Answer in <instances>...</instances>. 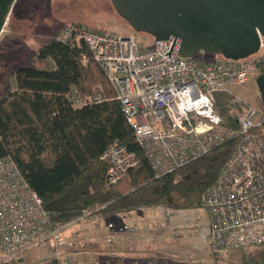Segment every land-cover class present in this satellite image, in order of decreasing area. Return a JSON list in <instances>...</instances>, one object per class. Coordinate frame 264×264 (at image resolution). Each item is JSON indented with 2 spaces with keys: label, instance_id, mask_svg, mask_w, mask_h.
Returning <instances> with one entry per match:
<instances>
[{
  "label": "built area",
  "instance_id": "2783aa9c",
  "mask_svg": "<svg viewBox=\"0 0 264 264\" xmlns=\"http://www.w3.org/2000/svg\"><path fill=\"white\" fill-rule=\"evenodd\" d=\"M56 38L90 48L157 176L237 139L233 154L203 194L201 205L217 246L241 249L264 245V114L233 92V88L264 75V41L260 51L247 58L206 63L195 57L180 58V40L173 45L174 37L144 47L132 35L97 32L71 22ZM104 99L100 93L79 95L73 90L70 104L82 107ZM219 102L232 118L234 104L245 105L243 113L234 117L236 128L223 117ZM102 159L108 162L107 188L139 165L136 154L118 143ZM47 237L57 242L59 229L52 227L40 197L13 159L1 158L0 264Z\"/></svg>",
  "mask_w": 264,
  "mask_h": 264
},
{
  "label": "trees",
  "instance_id": "16d2710c",
  "mask_svg": "<svg viewBox=\"0 0 264 264\" xmlns=\"http://www.w3.org/2000/svg\"><path fill=\"white\" fill-rule=\"evenodd\" d=\"M56 37L37 50V57L52 62V68L17 69L13 73L15 89L0 95V159H13L30 188L40 197L52 227L59 229L64 238L68 230L93 217L121 220V216L137 211L155 210L163 214L200 208L203 194L214 185L229 161L237 139L214 147L173 172L157 176L137 142L115 89L90 48L85 43L80 46L64 43ZM218 57L217 60L224 59ZM73 90L79 95L100 93L105 99L73 107L70 104ZM219 107L228 114L220 102ZM227 114L225 120H231V126L236 128V118ZM115 143L134 152L139 165L107 188L108 162L102 157ZM107 229L112 230L109 223ZM48 243L57 242L47 237L37 245ZM213 243L220 251L226 249ZM81 244L80 252L95 255L88 249L90 246L86 248L89 244ZM251 249L255 250L243 257L244 264H264V245L226 250ZM27 250L29 247L2 264H41ZM53 264L58 263L54 260Z\"/></svg>",
  "mask_w": 264,
  "mask_h": 264
},
{
  "label": "rangeland",
  "instance_id": "374dc122",
  "mask_svg": "<svg viewBox=\"0 0 264 264\" xmlns=\"http://www.w3.org/2000/svg\"><path fill=\"white\" fill-rule=\"evenodd\" d=\"M71 22H83L96 30L122 36L132 35L144 46L153 43L150 34L135 32L117 15L110 0H17L0 36V95H7L14 88L13 73L17 69L52 68V62L37 57V50ZM195 58L209 63L220 57L199 54ZM233 92L264 114L255 80L233 88ZM244 106L234 104L233 118L243 113ZM221 113L225 118L227 112ZM119 218L93 217L68 230L64 238L60 235L56 244L33 245L26 253H32L41 264H53L54 260L58 264H244L243 257L255 250L214 248L210 219L202 206L163 214L155 210L137 211L121 216L123 221ZM108 223L112 230L107 229ZM81 241L89 244L86 248L90 246L88 249L95 255L87 250L80 252ZM101 243L106 246L102 244L100 248Z\"/></svg>",
  "mask_w": 264,
  "mask_h": 264
},
{
  "label": "water",
  "instance_id": "95a60500",
  "mask_svg": "<svg viewBox=\"0 0 264 264\" xmlns=\"http://www.w3.org/2000/svg\"><path fill=\"white\" fill-rule=\"evenodd\" d=\"M110 1L135 32L149 33L155 41L174 37L173 45L179 39L180 58L213 54L244 59L258 53L264 41V0ZM16 2L0 0V36ZM256 83L264 104V75Z\"/></svg>",
  "mask_w": 264,
  "mask_h": 264
},
{
  "label": "crops",
  "instance_id": "0c3cea01",
  "mask_svg": "<svg viewBox=\"0 0 264 264\" xmlns=\"http://www.w3.org/2000/svg\"><path fill=\"white\" fill-rule=\"evenodd\" d=\"M253 80L256 81V79H253ZM15 85H16V81H15ZM14 89H15V86H14V88L12 89V91H13ZM16 264H31V263H27V262L25 263V262H24V263H16Z\"/></svg>",
  "mask_w": 264,
  "mask_h": 264
}]
</instances>
